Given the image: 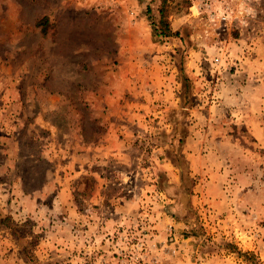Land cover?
Here are the masks:
<instances>
[{
    "label": "rangeland",
    "instance_id": "obj_1",
    "mask_svg": "<svg viewBox=\"0 0 264 264\" xmlns=\"http://www.w3.org/2000/svg\"><path fill=\"white\" fill-rule=\"evenodd\" d=\"M0 264H264V0H0Z\"/></svg>",
    "mask_w": 264,
    "mask_h": 264
},
{
    "label": "crops",
    "instance_id": "obj_2",
    "mask_svg": "<svg viewBox=\"0 0 264 264\" xmlns=\"http://www.w3.org/2000/svg\"><path fill=\"white\" fill-rule=\"evenodd\" d=\"M129 141L130 140H128L127 135L123 137V140L119 141L117 137L115 138L113 134L107 132L106 135L99 137V139H97L94 143L90 142L79 146L78 149L75 148L72 151V155L69 156L70 161L68 162V168L72 170L73 178L78 176L81 172H84L85 174L88 173V175H93L96 180L94 191L88 196V199H86L88 206L96 207V205H98L101 209L107 204V200L111 202V205L113 204L110 206L112 210L108 215L101 212L97 214V217H94V220H97L96 222L100 223V228L103 230L109 229V226H112L110 229H115L126 223V218H130L137 213V201L139 200H137V196L135 194L136 188L134 186L129 188L127 185L122 188L123 190L126 189V194L107 199L103 193V183L106 182L107 178H103L101 173L95 172V170L91 169L95 166H100L103 162H107L108 158H120L123 161H126V152L124 151L129 149ZM120 174H123V177L127 178V174L125 172H120ZM61 192L63 193L59 195V200L56 202V205H61V208H63L64 203H68L67 208L69 210V221L70 223L75 222L77 219L70 218L71 211L69 203L72 202H67L65 200V189L61 190ZM128 193H132V196H128ZM205 193L208 194L207 196L214 194L212 196L221 197L223 194V186L221 184L208 183ZM73 214L75 215V210H73ZM73 225L75 226L77 224L73 223ZM103 226H105V228H103ZM158 226H160V224H158ZM73 235L74 234L71 236L74 239L75 237Z\"/></svg>",
    "mask_w": 264,
    "mask_h": 264
},
{
    "label": "trees",
    "instance_id": "obj_3",
    "mask_svg": "<svg viewBox=\"0 0 264 264\" xmlns=\"http://www.w3.org/2000/svg\"><path fill=\"white\" fill-rule=\"evenodd\" d=\"M46 23V22H45ZM45 23H43L42 24V22L40 21L39 22V26H41V33L43 34V35H45L46 34V28H45V26H44V24ZM162 24H164L165 25V27H164V29L162 30H159L158 32H159V34H161L162 36H169V31H168V26H167V24L162 20V16H161V19L159 20V26L161 25L162 26Z\"/></svg>",
    "mask_w": 264,
    "mask_h": 264
}]
</instances>
